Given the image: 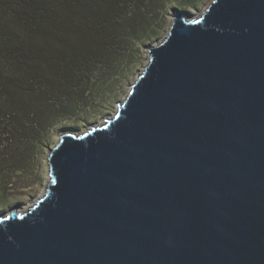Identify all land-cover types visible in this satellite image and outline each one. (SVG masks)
<instances>
[{
	"label": "water",
	"instance_id": "95a60500",
	"mask_svg": "<svg viewBox=\"0 0 264 264\" xmlns=\"http://www.w3.org/2000/svg\"><path fill=\"white\" fill-rule=\"evenodd\" d=\"M117 112L48 151L0 264H264V0L174 12Z\"/></svg>",
	"mask_w": 264,
	"mask_h": 264
},
{
	"label": "trees",
	"instance_id": "16d2710c",
	"mask_svg": "<svg viewBox=\"0 0 264 264\" xmlns=\"http://www.w3.org/2000/svg\"><path fill=\"white\" fill-rule=\"evenodd\" d=\"M180 1L0 0V170Z\"/></svg>",
	"mask_w": 264,
	"mask_h": 264
},
{
	"label": "rangeland",
	"instance_id": "374dc122",
	"mask_svg": "<svg viewBox=\"0 0 264 264\" xmlns=\"http://www.w3.org/2000/svg\"><path fill=\"white\" fill-rule=\"evenodd\" d=\"M213 0H181L171 4L147 29L141 42L131 44L112 73L98 79L95 93L89 98L77 99L74 109L58 114L56 123L41 132L36 140L21 148L17 159L10 158L7 167L0 170V216L11 210L20 211L33 206L44 194L48 174V151L64 133L82 134L91 127L111 118L127 96L132 83L148 62V47L158 44L167 34L174 12H181L187 19L198 18ZM91 126V127H90ZM16 170V171H15ZM25 210V211H27Z\"/></svg>",
	"mask_w": 264,
	"mask_h": 264
},
{
	"label": "bare ground",
	"instance_id": "6f19581e",
	"mask_svg": "<svg viewBox=\"0 0 264 264\" xmlns=\"http://www.w3.org/2000/svg\"><path fill=\"white\" fill-rule=\"evenodd\" d=\"M25 210H27V209L23 208V209L20 210V212H25ZM8 214H9V213H8ZM6 215H7V214H6Z\"/></svg>",
	"mask_w": 264,
	"mask_h": 264
}]
</instances>
